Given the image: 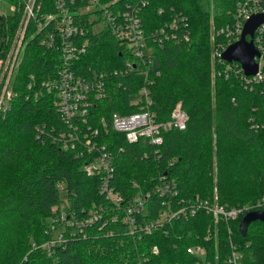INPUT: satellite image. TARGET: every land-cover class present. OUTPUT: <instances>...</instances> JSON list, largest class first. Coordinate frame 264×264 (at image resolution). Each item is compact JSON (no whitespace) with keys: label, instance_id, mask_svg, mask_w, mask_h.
<instances>
[{"label":"trees","instance_id":"16d2710c","mask_svg":"<svg viewBox=\"0 0 264 264\" xmlns=\"http://www.w3.org/2000/svg\"><path fill=\"white\" fill-rule=\"evenodd\" d=\"M211 1L218 28L230 19L234 0ZM208 3L149 0L142 8L148 30L168 19L171 8L184 12L191 39L153 49L160 69L151 85L156 120L170 118L173 105L180 100L188 114L186 127L163 132L158 156L151 153L152 145L129 143L114 130L105 139L118 153L110 183L124 200L151 191L143 211L135 214L137 222L157 217L169 199L172 203L194 196L212 200L215 195L217 203L230 206L264 194V75L249 85L233 73L210 78V65L216 67L218 62L209 59ZM120 51L123 54L111 37L102 36L91 44L85 62L116 67L122 63ZM53 53L37 41L28 44L13 82L17 94L0 113V264H193L194 255L186 251L190 244L205 246L211 264H228V239L243 264H264V221L253 219L242 227L240 214L213 222L202 209L195 215L164 221L140 235L129 233L121 222L93 223L81 233H72L70 225L63 227L61 243L54 242L48 249L39 246L50 238L52 209L63 192L75 213L80 207L105 201L98 191L100 179L86 174L82 156L36 134V124L46 123L50 129L60 119L50 94L25 98V83L30 72L38 79L46 76L53 66ZM114 81L110 94L93 109L107 119L113 111L138 109L129 95L140 84V77L131 73ZM144 150L148 155L142 154ZM162 175L174 183L176 195L155 192ZM259 209L264 210V204Z\"/></svg>","mask_w":264,"mask_h":264},{"label":"built area","instance_id":"2783aa9c","mask_svg":"<svg viewBox=\"0 0 264 264\" xmlns=\"http://www.w3.org/2000/svg\"><path fill=\"white\" fill-rule=\"evenodd\" d=\"M10 2V14L0 11V113L10 107L11 99L16 96L14 79L28 44L36 41L43 49L54 52L51 57L53 66L46 76L38 79L29 73L25 86V98H37L45 93L51 95L53 106L60 121L58 125L36 124L39 137H49L60 148L70 149L82 156L83 170L87 175L100 179L98 191L105 198L102 203H91L80 207L79 213L68 207L69 213L61 214L62 227H73L79 233L93 223H124L128 232L140 235L151 232L164 221L173 218L195 215L199 210L210 214L213 222L227 220L247 211L259 209L264 204V194L255 201L241 205H225L198 196L180 198L176 203L164 201L166 207L159 210L157 217L137 222L135 214L143 211L145 201L151 191L142 192L125 201L123 194L110 181L116 169L118 153L108 140L109 131L121 133L129 143H147L153 146L151 153L159 155L163 142V132L169 128L184 129L188 114L180 100L170 111V118L156 120L152 110L153 97L151 85L160 69L155 64L154 46L162 47L166 42H187L191 38L188 19L184 12L171 8L168 19L152 29H146L142 18V8L149 0H5ZM159 12L163 8L158 9ZM255 13H264V0H234L230 19L225 21L211 34L214 44L211 52L212 62L221 64L224 76L237 75L244 84L263 78L264 65V21L252 29L251 39L258 56L253 58L257 69L245 75L236 60H225L220 54L232 41L239 38L244 21ZM109 36L123 55L122 63L116 67H105L86 63L85 58L94 41ZM136 73L140 84L130 93L131 103L138 109L121 113L113 111L107 119L93 111L97 101L105 99L115 85L117 76ZM120 83V82H119ZM134 97V98H132ZM92 119L94 122H92ZM110 138V137H109ZM144 156L148 151L142 152ZM158 177L155 192L171 197L177 194L173 182ZM137 185L136 182H134ZM63 189V184H60ZM59 204L54 210H63ZM65 207V208H66ZM57 219V217H56ZM52 226V225H51ZM64 233L50 243H61ZM226 256L228 264H243L239 252L230 243ZM51 244V245H52ZM153 250L157 251L156 245ZM186 251L194 255L193 264H211L207 249L201 244H190ZM188 264V263H183Z\"/></svg>","mask_w":264,"mask_h":264},{"label":"water","instance_id":"95a60500","mask_svg":"<svg viewBox=\"0 0 264 264\" xmlns=\"http://www.w3.org/2000/svg\"><path fill=\"white\" fill-rule=\"evenodd\" d=\"M264 21V13L251 14L243 23L238 39L230 42L221 52L220 56L225 60H236L245 75L253 74L257 69V63L253 56H258V51L253 47L251 39L245 38V34L251 35L254 26ZM253 219L264 221V210L254 209L243 214L240 223L242 227Z\"/></svg>","mask_w":264,"mask_h":264},{"label":"rangeland","instance_id":"374dc122","mask_svg":"<svg viewBox=\"0 0 264 264\" xmlns=\"http://www.w3.org/2000/svg\"><path fill=\"white\" fill-rule=\"evenodd\" d=\"M208 5H209V7H208L209 18H208L207 40H208L209 59L212 61L211 52H212V48H213L214 44L216 45V42L214 43V40L212 39L211 34L214 32V30H216V24L213 21V15H212L213 8H212V1L211 0H209ZM0 11L7 13V14H10L12 12L10 2H7L5 0H0ZM188 26H189V21H188ZM220 73H222L221 72V64L218 63V66L215 67L211 63V65H210V78H212L215 74H220ZM132 98H134V97H132ZM68 203H69V199L67 198V196L63 192V194L61 196L59 209L60 208H64V209L63 210L60 209V210H56V211H54V209H52V212L54 214L50 218V226H49V236H50L49 239H50V241L56 240L57 237H59L61 235V233H63L62 232V230H63L62 226L64 225V223H62V221H61V214L64 212L67 215L69 213L68 207H66L68 205ZM56 217H57V219H56ZM49 239H45L43 242L40 243L39 246H42V247L47 248V249L50 248L52 243L49 242Z\"/></svg>","mask_w":264,"mask_h":264}]
</instances>
